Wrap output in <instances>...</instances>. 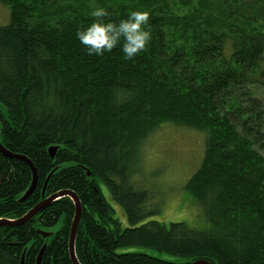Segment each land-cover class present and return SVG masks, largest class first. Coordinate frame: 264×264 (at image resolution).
<instances>
[{
	"label": "trees",
	"instance_id": "1",
	"mask_svg": "<svg viewBox=\"0 0 264 264\" xmlns=\"http://www.w3.org/2000/svg\"><path fill=\"white\" fill-rule=\"evenodd\" d=\"M0 3L9 10L0 25V142L37 174L24 197L29 165L0 152V219L17 220L71 190L81 205L80 264H264V0ZM96 7L109 12L106 20L149 12L150 44L132 60L119 46L88 55L76 32ZM166 124L203 133L200 163L184 187L202 227L148 219L157 212L150 193L133 183L142 144ZM74 211L61 196L25 223L1 224L0 264H20L22 254L36 264L43 245L41 264H73ZM128 247L170 259L119 251Z\"/></svg>",
	"mask_w": 264,
	"mask_h": 264
},
{
	"label": "rangeland",
	"instance_id": "2",
	"mask_svg": "<svg viewBox=\"0 0 264 264\" xmlns=\"http://www.w3.org/2000/svg\"><path fill=\"white\" fill-rule=\"evenodd\" d=\"M8 11L0 3V25L6 22ZM0 109L5 111L1 102ZM203 138L201 131L191 127L166 124L156 129L142 144L140 163L132 180L133 183L138 182L141 188L150 193L148 206L156 208L157 212L148 219L166 224L170 221L182 220L192 227L203 226L202 212L198 202L184 188L190 174L198 168L200 163L204 149ZM102 193L114 209L112 214L119 219L121 227H127L129 224L125 214L118 204L113 203L104 185ZM119 251H145L148 254L170 259L163 253L141 247H128Z\"/></svg>",
	"mask_w": 264,
	"mask_h": 264
},
{
	"label": "clouds",
	"instance_id": "3",
	"mask_svg": "<svg viewBox=\"0 0 264 264\" xmlns=\"http://www.w3.org/2000/svg\"><path fill=\"white\" fill-rule=\"evenodd\" d=\"M91 16L94 19L76 32V38L90 56L102 57L119 46L124 58L132 60L151 42L150 14L147 11H131L126 18L106 20L109 12L96 7Z\"/></svg>",
	"mask_w": 264,
	"mask_h": 264
},
{
	"label": "water",
	"instance_id": "4",
	"mask_svg": "<svg viewBox=\"0 0 264 264\" xmlns=\"http://www.w3.org/2000/svg\"><path fill=\"white\" fill-rule=\"evenodd\" d=\"M55 150L56 148L55 147H49L47 149V151L50 153L51 156L54 155L55 153ZM0 152L1 153H4L5 155L11 157V158H20L22 159L24 162H26L30 169H31V172L33 174V179H32V182L30 183V186L29 188L26 190V192L24 193V197H27V194L29 192L32 191V189L34 188V184H35V181H36V176L37 174L35 173V168L33 166V164L29 161V159L27 157H24L22 155H18V154H12L10 153L9 151H7L5 149V147L3 146V144L0 142ZM89 174V173H88ZM61 196H68L72 199L73 201V205H75V211H74V214H73V219H72V222H71V225H70V231H69V235H68V249H69V256H70V260H72V263L73 264H80L78 262V260L76 259V256H75V249H74V244H75V236H76V232H77V229H78V223L80 221V214H81V205H80V202H79V199H78V196L71 190H61L59 191L58 193L56 194H52L48 199L46 200H43L41 202H38V204H36L35 206H33V208H31L30 210L27 211L26 214H24L22 217L18 218L16 221H11V220H4V219H0V225L1 224H10V225H17V224H21V223H25L27 222L30 217H32L33 215H35L42 207H44L47 203H49V201L51 200H55V199H58L60 198ZM23 197V198H24ZM49 233H46L45 235H48ZM45 248V245H43L40 249V253L38 254L37 258H36V264H41V255H42V252L44 251L43 249ZM23 257H24V254H22L21 256V259H20V264H24L23 262ZM191 264H209L206 260H194L193 263Z\"/></svg>",
	"mask_w": 264,
	"mask_h": 264
},
{
	"label": "bare ground",
	"instance_id": "5",
	"mask_svg": "<svg viewBox=\"0 0 264 264\" xmlns=\"http://www.w3.org/2000/svg\"><path fill=\"white\" fill-rule=\"evenodd\" d=\"M4 220H9V219H4ZM11 221H16V220H11Z\"/></svg>",
	"mask_w": 264,
	"mask_h": 264
}]
</instances>
